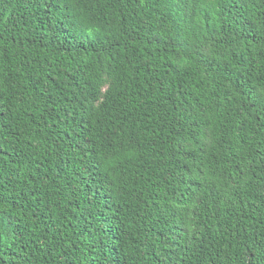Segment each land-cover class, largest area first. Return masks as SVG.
Returning <instances> with one entry per match:
<instances>
[{"label": "trees", "instance_id": "trees-1", "mask_svg": "<svg viewBox=\"0 0 264 264\" xmlns=\"http://www.w3.org/2000/svg\"><path fill=\"white\" fill-rule=\"evenodd\" d=\"M0 264H264V0H0Z\"/></svg>", "mask_w": 264, "mask_h": 264}]
</instances>
